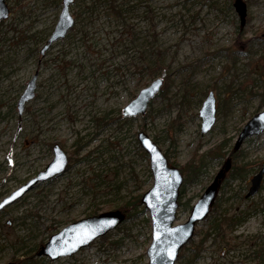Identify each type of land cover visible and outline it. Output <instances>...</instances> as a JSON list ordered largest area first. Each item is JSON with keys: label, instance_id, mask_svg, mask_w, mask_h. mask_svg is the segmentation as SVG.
Segmentation results:
<instances>
[{"label": "rangeland", "instance_id": "1", "mask_svg": "<svg viewBox=\"0 0 264 264\" xmlns=\"http://www.w3.org/2000/svg\"><path fill=\"white\" fill-rule=\"evenodd\" d=\"M62 1L5 0L10 13L0 20V202L45 169L56 144L70 164L0 211V264L24 257L33 264H149L152 220L143 204L72 256L38 255L70 223L119 209L153 186L141 130L185 176L189 205H180L175 224L188 220L230 164L176 264H264V178L246 197L264 161V132L234 150L244 125L264 109V0H241L243 25L236 0H115L120 15L105 0H74V26L43 55ZM36 74L35 96L20 114ZM156 78L164 85L147 112L124 118L123 108ZM210 91L216 122L202 134ZM233 217L241 221L228 229Z\"/></svg>", "mask_w": 264, "mask_h": 264}, {"label": "water", "instance_id": "2", "mask_svg": "<svg viewBox=\"0 0 264 264\" xmlns=\"http://www.w3.org/2000/svg\"><path fill=\"white\" fill-rule=\"evenodd\" d=\"M74 0H63L59 21L48 42L41 48V54L59 39L66 37L75 24V18L70 12ZM235 8L240 14L241 25L245 23V4L236 0ZM9 8L5 0H0V20L9 16ZM37 74L28 82L27 88L18 102L21 114L27 102L35 96ZM164 85L163 78L154 79L148 86L142 88L122 110L123 117L132 118L144 115L152 99L159 94ZM202 117L201 133L209 132L216 122V98L209 92L200 110ZM264 132V109L253 115L244 125L235 143L238 150L244 141L252 136ZM141 147L149 155L150 169L153 175V186L141 196V203L150 213L152 220V241L147 249L149 264H176L180 251L195 237L197 225L210 213L216 199L220 183L230 164H227L215 176L212 183L206 188L199 200L192 206L189 218L184 223L175 224L180 208V190L184 183V175L180 168L169 163L168 157L159 145L145 132L137 135ZM54 159L26 184L18 188L0 202V211L17 199L24 196L36 185L49 181L63 174L69 165V157L60 145L53 148ZM264 178V161L261 168L253 175L246 197L255 196L262 185ZM126 219V214L120 210H110L97 215L70 223L58 233L53 234L49 241L40 247L39 256H47L51 260L69 257L92 244L98 238L116 229ZM90 237V238H89ZM83 241V242H82ZM7 264H15L8 262Z\"/></svg>", "mask_w": 264, "mask_h": 264}, {"label": "trees", "instance_id": "3", "mask_svg": "<svg viewBox=\"0 0 264 264\" xmlns=\"http://www.w3.org/2000/svg\"><path fill=\"white\" fill-rule=\"evenodd\" d=\"M105 2L108 5L110 4V6L112 7V9H114L119 15L122 14L123 9L120 8V6L116 4V1L115 0H105ZM125 2L126 3H129L130 0H125ZM241 28H242V26H241ZM191 161H192V163L189 164V166H191V168H189L190 174L193 173L194 175H197L201 171V168L200 167H194V166H192L194 160H191ZM172 165H174V163ZM69 167H70V164H69L68 168ZM235 167H236V170L235 171L238 172V173H241V172L245 171V166H243V165H237L236 164ZM185 172H186V170H185ZM190 174L189 173L187 174V180H190L191 179L190 178ZM184 185H185V176H184V183H183V185L181 187V190H180L179 203H180V205H184L186 207L187 205H189V201L188 200L187 201H183V192L184 191H183L182 188H183ZM141 196L142 195H138V196L134 197L133 200H130V201L122 204L119 207V209L122 210L126 214V219L125 220L131 218L132 215H133L132 214V210L136 209L138 206H140L142 204L141 203ZM98 212H99V210H96V213H98ZM240 221L241 220L238 219V218L236 219V217L231 218L227 222L228 229H233L238 223H240ZM216 227H219V225L217 224ZM195 233H196V231H195ZM208 235H209V233H208ZM194 241L195 240L193 238V239H191V241L189 243L192 244V243H194ZM202 243H203V239L201 240V244ZM13 261H15L14 262L15 264H33V262L30 260V258H27V257H24V258L19 259V260H13Z\"/></svg>", "mask_w": 264, "mask_h": 264}, {"label": "snow or ice", "instance_id": "4", "mask_svg": "<svg viewBox=\"0 0 264 264\" xmlns=\"http://www.w3.org/2000/svg\"><path fill=\"white\" fill-rule=\"evenodd\" d=\"M90 238V237H89ZM83 242V241H82Z\"/></svg>", "mask_w": 264, "mask_h": 264}]
</instances>
